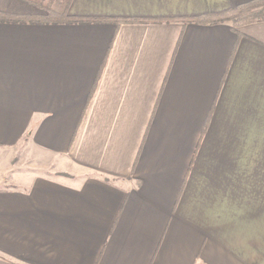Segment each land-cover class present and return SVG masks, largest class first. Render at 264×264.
I'll return each mask as SVG.
<instances>
[{
    "label": "crops",
    "instance_id": "1",
    "mask_svg": "<svg viewBox=\"0 0 264 264\" xmlns=\"http://www.w3.org/2000/svg\"><path fill=\"white\" fill-rule=\"evenodd\" d=\"M247 0H72L82 17ZM23 0L0 10L36 14ZM0 22V150L70 176L0 188V264H264V20Z\"/></svg>",
    "mask_w": 264,
    "mask_h": 264
},
{
    "label": "trees",
    "instance_id": "2",
    "mask_svg": "<svg viewBox=\"0 0 264 264\" xmlns=\"http://www.w3.org/2000/svg\"><path fill=\"white\" fill-rule=\"evenodd\" d=\"M40 9L36 14H17L0 10L2 23H90L110 21L116 25L126 22H173L198 24L227 23L238 34L239 28L245 24L264 20V0H247L220 12L203 13L183 17H157V18H127V17H82L68 14V7L72 0H23ZM28 133L24 135L27 139Z\"/></svg>",
    "mask_w": 264,
    "mask_h": 264
},
{
    "label": "rangeland",
    "instance_id": "3",
    "mask_svg": "<svg viewBox=\"0 0 264 264\" xmlns=\"http://www.w3.org/2000/svg\"><path fill=\"white\" fill-rule=\"evenodd\" d=\"M22 5L35 7L27 2ZM27 145L25 139L12 150L14 152L3 153L0 150V188L8 187L9 184L18 185L19 179H27L37 174H46L56 178L70 176L67 169L61 168L59 161L43 159Z\"/></svg>",
    "mask_w": 264,
    "mask_h": 264
}]
</instances>
